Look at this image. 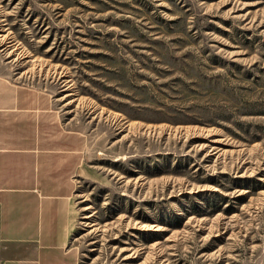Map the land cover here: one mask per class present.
Masks as SVG:
<instances>
[{"label": "rangeland", "instance_id": "1", "mask_svg": "<svg viewBox=\"0 0 264 264\" xmlns=\"http://www.w3.org/2000/svg\"><path fill=\"white\" fill-rule=\"evenodd\" d=\"M0 66L88 138L77 264H264V0H0Z\"/></svg>", "mask_w": 264, "mask_h": 264}, {"label": "crops", "instance_id": "2", "mask_svg": "<svg viewBox=\"0 0 264 264\" xmlns=\"http://www.w3.org/2000/svg\"><path fill=\"white\" fill-rule=\"evenodd\" d=\"M88 138L58 129L47 98L0 66V256L5 264H77L70 246L74 175Z\"/></svg>", "mask_w": 264, "mask_h": 264}, {"label": "built area", "instance_id": "3", "mask_svg": "<svg viewBox=\"0 0 264 264\" xmlns=\"http://www.w3.org/2000/svg\"><path fill=\"white\" fill-rule=\"evenodd\" d=\"M0 264H5V261L1 256H0Z\"/></svg>", "mask_w": 264, "mask_h": 264}]
</instances>
